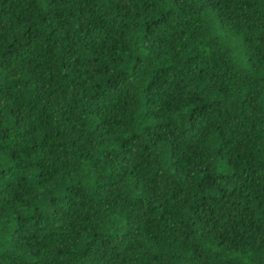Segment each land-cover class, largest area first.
Instances as JSON below:
<instances>
[{"label": "trees", "instance_id": "1", "mask_svg": "<svg viewBox=\"0 0 264 264\" xmlns=\"http://www.w3.org/2000/svg\"><path fill=\"white\" fill-rule=\"evenodd\" d=\"M0 264H264V0H0Z\"/></svg>", "mask_w": 264, "mask_h": 264}]
</instances>
